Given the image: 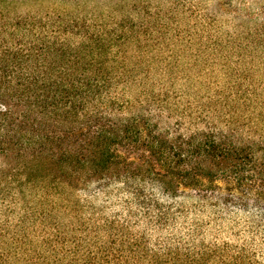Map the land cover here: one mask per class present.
I'll return each mask as SVG.
<instances>
[{
	"label": "trees",
	"instance_id": "obj_1",
	"mask_svg": "<svg viewBox=\"0 0 264 264\" xmlns=\"http://www.w3.org/2000/svg\"><path fill=\"white\" fill-rule=\"evenodd\" d=\"M46 1L60 8L0 0V264H264L223 241H151L133 220L151 203L168 217L157 193L263 222L264 89L194 107L155 86L145 50L183 0L90 15ZM117 192L126 215H104L93 198Z\"/></svg>",
	"mask_w": 264,
	"mask_h": 264
},
{
	"label": "rangeland",
	"instance_id": "obj_2",
	"mask_svg": "<svg viewBox=\"0 0 264 264\" xmlns=\"http://www.w3.org/2000/svg\"><path fill=\"white\" fill-rule=\"evenodd\" d=\"M22 1L16 8L18 13L40 7L60 8L52 1ZM147 1L152 10L168 11L169 0ZM181 4L167 25L168 32L145 50L146 59H154L151 77L155 86L172 96L179 94L180 102H190L194 107L206 104L217 92L242 89L260 93L264 89V0H183ZM68 9L85 15L109 11L108 4L100 0ZM159 70L164 74L158 75ZM156 198L170 207L168 217L159 216L151 203L147 211L142 209L133 218L140 230L146 227L145 220H150L147 233L151 241H223L264 263V221L253 225L244 213L220 211L209 207V202L187 196L168 198L156 193ZM125 199L131 197L121 192L93 198L104 215L118 213L123 217ZM159 217L163 223H158ZM196 224L200 228L194 227ZM196 230L201 234L193 235Z\"/></svg>",
	"mask_w": 264,
	"mask_h": 264
}]
</instances>
